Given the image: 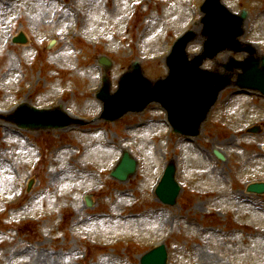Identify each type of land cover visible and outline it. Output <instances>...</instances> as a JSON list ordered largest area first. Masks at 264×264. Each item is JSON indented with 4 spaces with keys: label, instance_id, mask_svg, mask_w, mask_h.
<instances>
[{
    "label": "rangeland",
    "instance_id": "obj_1",
    "mask_svg": "<svg viewBox=\"0 0 264 264\" xmlns=\"http://www.w3.org/2000/svg\"><path fill=\"white\" fill-rule=\"evenodd\" d=\"M202 1L0 0V109L62 96L59 101L90 118L69 131L17 128L13 135L0 125V196L18 193L13 203L0 200V264H133L130 257L138 263L160 240L169 264H264V196L245 191L264 180V159L256 155L264 143L262 100L238 96L234 87L223 90L201 128L203 152L177 133L169 142L155 120L164 114L156 103L114 123L99 114V57L113 60L107 70L112 90L135 60L148 78L165 76L164 57L178 33L188 26L201 33ZM223 1L236 12L249 11L242 40L264 41V0ZM21 31L28 41L16 44ZM198 32L188 48L192 55L202 50ZM231 54L203 66L223 70ZM253 124L262 126L260 133L247 131ZM119 146L139 160L126 181L105 171ZM215 147L233 158L220 167L210 163L205 153L215 159ZM168 160L180 165L175 206L161 205L151 189ZM121 189L127 195H119ZM31 195L39 199L28 202Z\"/></svg>",
    "mask_w": 264,
    "mask_h": 264
},
{
    "label": "water",
    "instance_id": "obj_2",
    "mask_svg": "<svg viewBox=\"0 0 264 264\" xmlns=\"http://www.w3.org/2000/svg\"><path fill=\"white\" fill-rule=\"evenodd\" d=\"M217 2L218 0H214L213 6H216ZM229 30L230 28H227L226 31L215 28L214 31H209L208 32L209 38L206 41V45H205L206 49L204 54L199 56L192 64H189L188 70H184L181 67H178L173 63H170L172 68V76L168 80H166V82L159 85V86H164L163 88H156L161 90H157L155 94L158 95V97L165 98L166 96L164 93L168 91V89L170 88H175L182 94H187L193 87L198 86V88L201 91V98L204 97V99H202V107L200 106L201 108L198 112V115L197 117H195L196 120H199L204 114L205 110L212 104L219 90L222 88L223 85L226 84V81L220 80V78L213 75L212 73L210 72L207 73L199 69V65L201 64L204 57L208 55L211 56L217 53L220 49H224L226 47H235V48L238 47L236 36L239 34V32L236 30L235 31H231V30L229 31ZM218 40H222V41H218ZM210 51L213 52L210 53ZM179 53L180 55H183V47H181V51L179 50ZM244 65L247 70L248 63H245ZM137 72L139 73V71ZM135 76L141 78L139 74L133 73L130 74L128 77H126L124 82L133 79ZM259 78L263 79V76L259 74ZM141 82H143V80H141ZM144 82H145L144 84L148 89H152L148 82L146 81ZM146 101L144 100V102L142 103H145ZM164 184L165 186L163 192L166 189L167 197L173 199L179 191V187L174 180L173 165H171L169 169V173L164 181ZM250 189H254V187H251ZM154 254L150 256L148 255L150 260H152L155 264H165V258H166L165 251H163L160 256H155Z\"/></svg>",
    "mask_w": 264,
    "mask_h": 264
},
{
    "label": "bare ground",
    "instance_id": "obj_3",
    "mask_svg": "<svg viewBox=\"0 0 264 264\" xmlns=\"http://www.w3.org/2000/svg\"><path fill=\"white\" fill-rule=\"evenodd\" d=\"M12 111L11 110H8L7 111V114H10ZM1 113H5L6 114L5 111H3ZM2 123L5 124V130H7L8 132H10L11 130L14 131L12 125H9L6 122H2ZM10 127H11V129H10ZM16 195H17V193L16 192L15 193L13 192L12 194H7L6 196H4V199H14L16 197ZM37 199H39V196L38 195H31L30 197H28V202H34Z\"/></svg>",
    "mask_w": 264,
    "mask_h": 264
}]
</instances>
